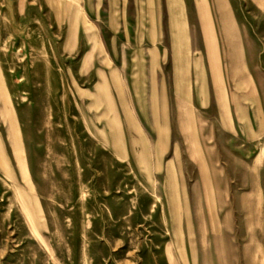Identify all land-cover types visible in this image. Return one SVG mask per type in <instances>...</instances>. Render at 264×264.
<instances>
[{
	"label": "rangeland",
	"instance_id": "rangeland-1",
	"mask_svg": "<svg viewBox=\"0 0 264 264\" xmlns=\"http://www.w3.org/2000/svg\"><path fill=\"white\" fill-rule=\"evenodd\" d=\"M0 74L41 205L38 236L0 173V264H264V162L223 123L264 87V0H0Z\"/></svg>",
	"mask_w": 264,
	"mask_h": 264
},
{
	"label": "crops",
	"instance_id": "crops-1",
	"mask_svg": "<svg viewBox=\"0 0 264 264\" xmlns=\"http://www.w3.org/2000/svg\"><path fill=\"white\" fill-rule=\"evenodd\" d=\"M213 4L215 9H217L216 11L219 12V16L221 18L220 19L221 25L227 34V29L225 28V24L222 21L223 5L221 3H218L217 1H215ZM208 34H210L209 37H211L210 38L211 41L209 43V49H211L212 52L214 46L213 35L211 34V32H208ZM212 61H213L212 70H213L215 82L218 83L222 81L223 73L221 74L222 75L221 77L216 55L214 56ZM235 71L236 70L234 69V72ZM103 80L104 79L100 81L98 78L97 87L98 85L101 84L105 89V86L103 85ZM151 81L152 80L150 79H146L144 82L142 78H138L131 86V89L133 88L136 96H140L141 99H143L145 96L148 101L151 100L150 103L153 102V95H154ZM97 87L95 92L92 93L89 97L93 101H94V96H96V98L101 97V100L104 102L106 93L105 94L103 93L101 96L95 95L97 93ZM255 90H256V95L252 100H250L249 104L247 105L241 104V107L239 108L238 106V109L236 110L235 109L233 110L232 107V111L228 112L229 117L227 116V114L224 113L225 116L223 123L227 126V129L224 130L226 134L230 136L231 141L233 142L232 147L235 151L234 152L235 154L234 157L232 158L234 159V161H236V163L240 161H245L247 164H249V162L253 163L256 160L264 162V87H261L259 84H257L255 85ZM99 111H103V110H99ZM146 113L148 114L146 117H148L149 119L152 118V113H153L152 111L148 110V112ZM102 119L103 120L105 119V113L102 116ZM141 124H142V130L143 131L147 130L145 128L146 123L143 122ZM118 127L119 126L112 129L111 127L104 126L102 131V136H103L102 140L104 141V144L108 147V149L113 150L118 155L119 158H125L127 157L128 143L124 135L125 133L123 127L122 126H120L119 128ZM97 132L100 133L101 130H98ZM199 139H200L199 144H202L203 137L200 136ZM161 142L165 145L167 153L169 154L170 152L169 132L166 140L164 141L161 140ZM205 145L207 146V144ZM163 175L165 176V180H164L165 193L168 194L170 193V164H168L167 171L166 173H163ZM39 203L40 202H38V206L33 208L32 214L36 219V224L40 228L41 222H40L39 208L41 207V205H39Z\"/></svg>",
	"mask_w": 264,
	"mask_h": 264
},
{
	"label": "bare ground",
	"instance_id": "bare-ground-1",
	"mask_svg": "<svg viewBox=\"0 0 264 264\" xmlns=\"http://www.w3.org/2000/svg\"><path fill=\"white\" fill-rule=\"evenodd\" d=\"M99 75L103 77L101 72ZM2 81V76L0 74V120L2 124L6 126L7 137L13 151V158L16 166L14 168L10 162L6 160V156L3 153L0 145V173L3 175V178H5L6 182L9 181V187L16 188L15 198L18 201L22 212L30 222L34 232L39 236L40 228L36 224V219L32 214L33 208L38 206V201L33 186L30 182L25 154L21 147L20 133L16 125L14 113L12 111L11 98L8 90L2 84ZM19 179L22 182V186L19 183ZM18 185H20V187Z\"/></svg>",
	"mask_w": 264,
	"mask_h": 264
}]
</instances>
